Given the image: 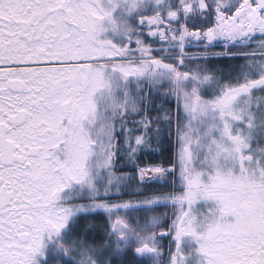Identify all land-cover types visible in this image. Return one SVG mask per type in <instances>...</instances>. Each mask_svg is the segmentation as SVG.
<instances>
[{
    "label": "snow or ice",
    "instance_id": "6c2138e0",
    "mask_svg": "<svg viewBox=\"0 0 264 264\" xmlns=\"http://www.w3.org/2000/svg\"><path fill=\"white\" fill-rule=\"evenodd\" d=\"M0 264H264V0H0Z\"/></svg>",
    "mask_w": 264,
    "mask_h": 264
}]
</instances>
